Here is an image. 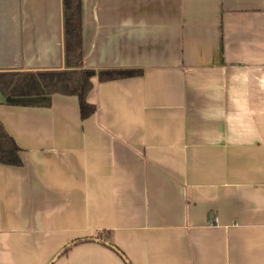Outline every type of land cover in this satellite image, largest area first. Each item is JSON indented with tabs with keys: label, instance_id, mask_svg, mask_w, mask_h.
I'll list each match as a JSON object with an SVG mask.
<instances>
[{
	"label": "crops",
	"instance_id": "1",
	"mask_svg": "<svg viewBox=\"0 0 264 264\" xmlns=\"http://www.w3.org/2000/svg\"><path fill=\"white\" fill-rule=\"evenodd\" d=\"M81 23L85 68L143 73L92 78L87 119L0 94L23 162L0 165V264L79 240L53 264H264V0H81ZM63 45L62 0H0V73L63 70Z\"/></svg>",
	"mask_w": 264,
	"mask_h": 264
},
{
	"label": "trees",
	"instance_id": "2",
	"mask_svg": "<svg viewBox=\"0 0 264 264\" xmlns=\"http://www.w3.org/2000/svg\"><path fill=\"white\" fill-rule=\"evenodd\" d=\"M62 6L64 69L40 72H1L0 94L3 97H35L54 94L76 96L79 99L81 118L87 119L96 112V107L87 100L93 87L92 78L97 77L99 82H107L140 76L143 71L141 69L95 70L85 68L81 0H62ZM20 154L21 149L0 121V165L22 166ZM82 242L84 241L79 240L70 244V247L66 246L62 254Z\"/></svg>",
	"mask_w": 264,
	"mask_h": 264
},
{
	"label": "water",
	"instance_id": "3",
	"mask_svg": "<svg viewBox=\"0 0 264 264\" xmlns=\"http://www.w3.org/2000/svg\"><path fill=\"white\" fill-rule=\"evenodd\" d=\"M90 240H93V241H99V240H97V239H90ZM100 242V241H99ZM102 242H104V241H102ZM106 245H108V246H110L108 243H106V242H104ZM67 247H70V245H68ZM110 247H112V246H110ZM114 250H116L115 249V247H112ZM117 251V250H116ZM64 252V249L61 251V253H59L57 256H55L54 257V259L51 261V263L50 264H53L56 260H57V258L62 254ZM117 252H119V251H117ZM124 258V257H123ZM125 259V258H124ZM126 260V259H125ZM126 262H128L127 260H126Z\"/></svg>",
	"mask_w": 264,
	"mask_h": 264
},
{
	"label": "built area",
	"instance_id": "4",
	"mask_svg": "<svg viewBox=\"0 0 264 264\" xmlns=\"http://www.w3.org/2000/svg\"><path fill=\"white\" fill-rule=\"evenodd\" d=\"M218 222V219L217 217H214L212 220H211V225H213L214 223H217Z\"/></svg>",
	"mask_w": 264,
	"mask_h": 264
}]
</instances>
